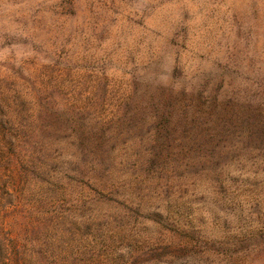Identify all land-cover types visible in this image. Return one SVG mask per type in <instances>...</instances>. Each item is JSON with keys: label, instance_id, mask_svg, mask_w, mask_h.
Listing matches in <instances>:
<instances>
[{"label": "rangeland", "instance_id": "1", "mask_svg": "<svg viewBox=\"0 0 264 264\" xmlns=\"http://www.w3.org/2000/svg\"><path fill=\"white\" fill-rule=\"evenodd\" d=\"M0 92L10 104L4 128L14 127L17 143L14 202L6 206L0 189V264H88L91 220L112 224L110 205L133 211V244L165 237L163 225L181 229L188 215L231 233L264 225V0H0ZM183 93L200 103L206 128L215 124L212 105L225 99L236 116L244 113L218 128L246 140V150L183 166L180 129L158 160H125L123 149L183 117ZM83 106L88 118L80 120L75 108ZM50 113L65 115L67 132L97 126V118L122 132L116 172L135 184L134 195L92 206L86 153L72 170L77 157L59 160L60 141L50 137L44 149L39 130L60 126L42 123L39 114ZM159 216L168 221L146 222Z\"/></svg>", "mask_w": 264, "mask_h": 264}, {"label": "trees", "instance_id": "2", "mask_svg": "<svg viewBox=\"0 0 264 264\" xmlns=\"http://www.w3.org/2000/svg\"><path fill=\"white\" fill-rule=\"evenodd\" d=\"M163 98L166 100L165 94ZM187 98V94L183 93V99H186L183 103V117L180 114L181 117L174 124H171V122L161 124V127L156 129L155 135H152V139L146 143H144V140L134 142L123 149L127 154L125 160L134 158L141 164L158 160L165 152L162 143L174 142L180 129L181 134H179V137L182 140L183 148H181L182 152L178 150L177 154L183 153V166L190 165L191 168H195L192 166L199 162H205L209 158L223 157L230 153L235 155L246 150V140L244 144L237 140H231V131L218 128V125L220 126L223 123L232 124L238 121L245 115L244 113L238 111L236 116L231 110V105L228 106L231 103L228 99H225V102L221 101L216 105V109L212 105V109L208 112L210 114L208 121L210 123L215 122V124L213 127L206 128L203 126L205 117L200 114V103L197 105L195 99L189 100ZM8 100V96L3 97L2 92H0V189L3 194L10 197L6 206L14 202V183L10 178L9 171H13L14 152L17 151L14 148L17 144L16 138L13 137L15 134L12 132L14 127H9L10 130L4 128L6 121L4 118L11 122V117L8 116V113H10ZM85 108V106L75 108L77 109L75 114L78 119L88 118L83 114ZM65 112L59 111L61 114ZM213 113H217L218 118L216 117V121L212 119ZM256 116H253V118H256ZM260 116L264 120V113H261ZM39 118L44 124L51 121L60 125H55V128L54 126L53 128H46V125H44L45 128L42 127L39 132L42 135L44 149L50 137L53 138V141H60L57 158L65 165L66 158L74 155L77 157L76 160L69 159L71 165H75L71 169H79L80 163L77 160L83 152L86 153V159H88L86 176L93 195L91 199L92 206H99L101 203L107 205L110 201H114V196L134 195L135 184L125 185L121 183L116 172V149L122 132H118V136L116 133L114 135L111 132L112 138L110 139V129L103 127V123L99 118H97V126L77 130L76 133L67 132L64 129L65 121H63V118H66L65 115L56 116L55 113H50V115L42 116L39 114ZM256 120L259 121L260 117ZM261 124H264V122ZM251 133H253V130H249L247 135L250 134L251 137ZM261 135H264V128L258 134V136ZM80 143H85L86 147L81 148ZM117 150L120 151V149ZM51 156L53 155H49V158H52ZM138 204L137 207L140 208L142 203ZM114 209L116 207L113 205H110V209H108L112 213V224H104V227L100 221V218L104 216H93L91 220L90 225L96 230V236L90 242L92 244L88 264H264V225H250L247 228L239 227L233 229L231 233L222 226L213 225L209 228L196 223L188 215L183 219V225L179 226L181 229L172 231V229L163 225L162 228L158 229L160 232L162 230L160 234L165 237L157 241L146 239L143 242H138V244L136 242L133 244L131 239L134 238L137 232L136 225L132 221L133 211L116 209L113 212ZM146 210L149 211L150 209L146 208ZM106 216L109 217L110 215ZM149 221L154 224L153 227L157 228V225L164 224L163 222L166 223L168 218L159 216V218H149L146 222ZM104 231L108 240L103 239ZM118 233L121 240H115L114 235L116 234L117 238ZM118 242L119 245H116ZM123 242H127L124 249L126 251L118 257L109 256L110 251L117 248V246L124 247ZM1 260L3 259L0 256ZM24 264L29 263L25 261Z\"/></svg>", "mask_w": 264, "mask_h": 264}]
</instances>
